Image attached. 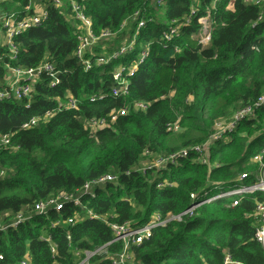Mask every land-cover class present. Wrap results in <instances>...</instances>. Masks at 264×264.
I'll return each instance as SVG.
<instances>
[{
	"label": "trees",
	"instance_id": "16d2710c",
	"mask_svg": "<svg viewBox=\"0 0 264 264\" xmlns=\"http://www.w3.org/2000/svg\"><path fill=\"white\" fill-rule=\"evenodd\" d=\"M213 2L198 0L197 18ZM34 4L45 7L47 17L14 39L20 51L17 61H10L7 47L0 46V88L6 86L9 67L36 68L45 61L58 72L59 84L52 87V79L43 74L29 105L0 101V219L11 222L23 211L29 216L16 229L0 233V264H19L26 256L31 264H78L83 257L76 252L98 250L113 240L110 222L138 227L154 214L165 217L188 210L207 188L212 194L214 187L225 190L258 181L264 170V104L233 131L225 130L217 141L214 137L217 123L264 96V2L261 7L243 0L216 3L212 41L203 47L197 19L173 43L162 39L164 22L188 14L192 0H167L158 9L154 0H85L96 35L119 31L136 11L146 12L136 49L148 45L152 54L129 78L125 97L112 95L113 71L128 60L86 72L74 55L76 21L68 7L56 9L53 0H0V12L34 15ZM129 27L134 32L135 25ZM122 36L99 43L93 54L117 49ZM67 93L78 101L77 109L67 108ZM137 101L149 103L147 111H133ZM126 108L129 112L111 126L95 133L86 126ZM49 112L53 116L46 121ZM33 119H39L37 126L24 129ZM175 123L179 133L168 130ZM5 136H10L11 147L1 146ZM208 142L204 165L196 148ZM145 152L152 159L175 155V163L148 170ZM261 155L262 165L254 160ZM142 168L145 174L139 172ZM108 174L117 175V183L85 193L86 184ZM61 192L77 194L82 207L66 203L60 213L33 211L35 203ZM263 201L264 193L256 192L205 204L192 217L157 228L149 240L133 247L134 264H225L227 256L231 264H264V246L255 239L256 208ZM86 209L97 219L86 216L74 226L63 223ZM57 221L61 225L53 227ZM46 235L57 246L55 255L42 238ZM121 250V244H112L91 264H112L110 258Z\"/></svg>",
	"mask_w": 264,
	"mask_h": 264
},
{
	"label": "built area",
	"instance_id": "2783aa9c",
	"mask_svg": "<svg viewBox=\"0 0 264 264\" xmlns=\"http://www.w3.org/2000/svg\"><path fill=\"white\" fill-rule=\"evenodd\" d=\"M85 0L76 1V0H53V5L56 9H64L68 7L76 21L75 30L77 36V48L75 50V57L83 64L84 70L86 72L90 71L93 66L109 65L114 61L121 59H127L125 63H120L117 65L113 71V86H112V95L114 97H125L129 94L130 81L129 78L136 75L140 67L147 64L152 54V47L141 44V49L137 50L136 45L141 35V30L146 27V12L142 9L136 11L129 20L125 21L119 31L113 32L111 30H103L100 34L96 35L93 29L92 19L86 14L85 6L83 4ZM167 0H154L155 8H161L166 4ZM222 0H214L212 7L206 8V14L198 17L200 12V5L198 0H192V7L189 10L188 14L184 15L180 20L172 19L169 22H164L167 25V30L163 32L162 39L169 43L178 38H180L183 27L191 26L194 21H197V24L200 25L199 35L197 39L203 47L209 46L212 41V36L214 34L213 28V19L212 11L215 9V4ZM264 0H243V3L250 6H259L261 7ZM233 3L231 2L228 5V8L231 9ZM30 7L26 8V11H30ZM34 15H25L21 16L18 13H9L8 15L0 12V30L5 34V42L1 46L7 47V54L10 61H17L19 58V47L14 43V39L23 33V31L29 29L32 26L41 25L47 17L45 7H39L37 4L33 5ZM261 19V17H260ZM135 25V30L132 32L129 25ZM123 35L119 43V47L113 50L110 53L103 52L102 55H94L93 50L95 47L102 42L110 43L118 39L119 35ZM176 51H178L176 49ZM93 55V59L92 56ZM48 75L52 79L51 86L54 87L59 84L58 72L55 70L54 66L45 61L43 64L39 65L36 68H13L9 67V74L6 81L5 88H0V101L4 100H18L26 101L28 105L30 104L33 93L35 89V84L39 81L42 75ZM67 108L70 110H75L78 107V101L72 96V94L67 93ZM264 104V96L255 104H248L246 107L242 108L239 111H236L228 123V126L223 127L221 124L223 122L216 124V136L214 141H217L225 130L229 129L233 131L236 126L243 121L245 118L254 114L256 108ZM149 103L137 101L133 104V111L136 112H145L147 111ZM62 107V105L60 106ZM129 112V109H123L117 113H113L110 117L101 118V119H92L87 122V128L95 133L97 130L104 129L105 127L111 126L118 118L119 115H126ZM53 114L51 112L45 115V120L47 121ZM39 119H33L29 124L24 126V129H32L37 126ZM169 131H174L179 133L181 129L178 124H171L168 126ZM207 145V150L204 147ZM203 145L202 147L196 148V151L199 153L200 161L202 164L206 165L208 163V154L210 143ZM1 146L4 148L11 147L10 136H5L1 140ZM187 152L184 151L183 155H186ZM144 155L147 158L145 163L146 169L156 171V169L167 168L168 161L175 163V155H170L167 158L160 157L158 159L149 158V152H145ZM255 161L259 162L262 165V155L255 157ZM139 172L145 174V168L139 169ZM4 176V173H1ZM118 176L113 174L105 175L98 180L92 183H88L84 187L85 193L92 192L93 187L97 185H104L107 183H117ZM243 176L240 180H244ZM163 186V185H159ZM163 188V187H162ZM216 191L211 194L212 189L207 188L202 191L203 198L200 199V202H194L192 206L183 211L180 214L173 215L171 213L167 214L165 217L162 215L154 214L150 220L143 225L134 227L131 222H125L120 225L118 223H109L110 228L113 231L114 238L106 246L94 250V251H78L75 253L76 257L82 256L78 264H91V260L96 255H101L106 253L108 247L112 244H121L122 250L120 253L115 254L110 258L112 264H134V253L133 247L140 246L144 241L149 240L154 230L159 227H165L171 222H181L186 217H192L196 211L205 204H209L219 199H224L236 195H247L254 194L256 192L264 193V170L262 171L258 181L250 186H240L230 189H222L214 187ZM191 198L195 200V195L192 194ZM66 203H72L74 207L81 205V200L77 194H68V193H58L50 197L46 201L35 203L33 206V211L40 213L42 215H47L52 209L57 213H60L64 210ZM238 203H235L237 205ZM82 207V205H81ZM91 217L97 219L95 213L90 209H86L85 213L75 215L72 218L64 221V224L76 225L79 222L85 220V217ZM256 216L259 218V226L256 229L255 239L264 246V201L259 203L256 208ZM29 219L27 211H23L16 215L11 222L4 221L3 218L0 219V233L6 232L9 229H16L19 225L23 224ZM103 221L108 222V220L103 219ZM61 225V221L53 223V227ZM45 241L49 242L51 245V251L55 255L57 246L52 243L50 236L42 237ZM70 240V239H69ZM3 260V256L0 255V261ZM19 264H31V259L29 256H26ZM225 264H231L230 258L227 256Z\"/></svg>",
	"mask_w": 264,
	"mask_h": 264
},
{
	"label": "rangeland",
	"instance_id": "374dc122",
	"mask_svg": "<svg viewBox=\"0 0 264 264\" xmlns=\"http://www.w3.org/2000/svg\"><path fill=\"white\" fill-rule=\"evenodd\" d=\"M160 17H162V13H161ZM4 42H5V34H3V31L0 30V46L3 45ZM229 122H230V119H229V120H225V121L221 124V126L226 127V126H228V123H229ZM178 135H179V134H178ZM204 147L206 148V150L208 149V148H207V145H205ZM162 169H163V168H162Z\"/></svg>",
	"mask_w": 264,
	"mask_h": 264
}]
</instances>
